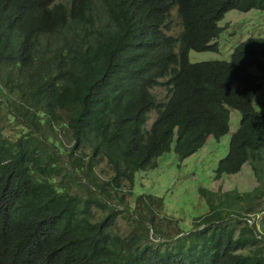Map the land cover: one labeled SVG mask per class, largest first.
Here are the masks:
<instances>
[{"label": "trees", "instance_id": "16d2710c", "mask_svg": "<svg viewBox=\"0 0 264 264\" xmlns=\"http://www.w3.org/2000/svg\"><path fill=\"white\" fill-rule=\"evenodd\" d=\"M67 4L0 0V264H264V108H253L250 70L264 67V37L240 42L230 62L189 59L218 50L229 10L264 11V0ZM175 6L177 37L166 33ZM157 86L168 87L162 99ZM233 108L242 118L216 173L248 164L260 185L199 187L208 225L170 234L157 218L164 197L136 195V174L225 136Z\"/></svg>", "mask_w": 264, "mask_h": 264}, {"label": "rangeland", "instance_id": "374dc122", "mask_svg": "<svg viewBox=\"0 0 264 264\" xmlns=\"http://www.w3.org/2000/svg\"><path fill=\"white\" fill-rule=\"evenodd\" d=\"M219 25L223 28V32L217 39L218 50L201 52L191 50L190 61L230 60L235 46L240 42L250 37L264 36V11L258 9L248 12L231 10L226 13ZM181 30L178 10L175 9L172 13L171 30L168 32L176 36ZM261 80L264 83V78ZM154 92L160 98L165 95L166 89L158 87ZM254 104L258 110H263L261 108H264V86L259 91ZM156 116L155 111L151 112L148 127L152 125ZM241 118L242 114L239 110L231 109L230 130L225 136L219 140L210 138L204 148L187 158L177 156L172 150L159 157L155 168L136 174L134 187L136 195L145 193L164 197L165 209L164 211L157 210V218L160 221V226L170 234L193 228L197 220V224L203 223L201 218L204 214H207L205 218H208L209 208L205 198L198 191L199 187L204 186L220 194L233 190L244 194L259 185L249 165H245L238 174L234 175L218 176L215 170L219 160L228 153L231 136L238 129ZM14 132L8 128L5 134ZM101 169H108L106 162L100 165L98 172ZM130 191H132L131 186L127 184L122 194H125L126 201L133 203L132 209H134L136 197ZM261 205L260 200H254L253 207L255 209H260ZM257 218L260 220L262 214H259ZM169 219H173V222H170ZM118 220L123 227L127 226L125 218L119 217ZM259 227L262 229L261 223H259ZM152 238L156 239L155 233Z\"/></svg>", "mask_w": 264, "mask_h": 264}, {"label": "clouds", "instance_id": "9594fccd", "mask_svg": "<svg viewBox=\"0 0 264 264\" xmlns=\"http://www.w3.org/2000/svg\"><path fill=\"white\" fill-rule=\"evenodd\" d=\"M59 1H62V2H65V1H68V4H67V7H68V9L69 10H71V9H73V8H75L79 3H82V1L83 0H59ZM175 9H177L178 10V17H179V19H180V23H181V25H182V21H181V18H180V16H179V9H178V6H175V7H173V8H171L170 9V11H171V17H170V19H168L167 20V22L166 23H169V29H167L166 30V33L168 34V35H172V36H174V37H177L178 35H173V34H170L168 31L169 30H171V22H172V13H173V11L175 10ZM254 9V8H253ZM231 10H239V11H242V12H248V11H250V10H252V9H250V10H241V9H238V8H233V9H231ZM231 10H229V11H231ZM228 11V12H229ZM226 15V14H225ZM225 17V16H224ZM223 20V19H222ZM221 26V25H220ZM182 28H183V25H182ZM182 31V30H181ZM259 37H264V36H259ZM253 38H257V37H250L249 39H247V40H244V41H242V42H246V41H249V40H251V39H253ZM218 39V38H217ZM217 39L214 41V42H217ZM255 45V44H254ZM247 51H249V52H253V48L252 47H250ZM231 60V59H230ZM230 60H227V61H229L230 62ZM261 60L262 61H264V57H261ZM218 61H220V60H218ZM192 62V61H191ZM197 62H199V61H197ZM192 63H194V62H192ZM251 71H252V73L254 74V75H256V77H257V81H256V84H257V93H256V96H255V98L253 97V99H252V102H253V104L255 103V100L257 99V97H258V95H259V91L260 90H262V88H263V86H264V83L262 82V80L261 79H263L264 78V76H263V73H264V67H262V68H259V67H257V66H253V67H251V69H250ZM160 79H162V78H160ZM163 80V79H162ZM263 85V86H262ZM158 87H164L165 89H166V93H165V95L164 96H162V97H160V99H162V98H164L165 96H166V94H167V92H168V87L167 86H157V87H155L154 89H153V93H155L154 92V90L156 89V88H158ZM156 94V93H155ZM159 98V97H158ZM243 98H244V95H243ZM253 104H252V106H253ZM253 108H256V106H255V104H254V106H253ZM233 109H236V108H233ZM257 109V108H256ZM236 110H239V109H236ZM154 111V110H153ZM152 111V112H153ZM240 111V110H239ZM156 112V111H155ZM241 112V111H240ZM151 114V113H150ZM156 114H157V112H156ZM242 114V113H241ZM230 115H231V113H230ZM157 117V116H156ZM239 125H240V123H239ZM237 131V130H236ZM235 131V132H236ZM234 132V133H235ZM233 133V134H234ZM232 134V135H233ZM199 152V151H198ZM195 154V153H194ZM246 165H248V164H246ZM250 166V165H249ZM250 169H251V167H250ZM251 172H252V169H251ZM238 174V173H237ZM253 174V173H252ZM234 175V174H233ZM254 175V174H253ZM255 177V176H254ZM256 179V178H255ZM259 182V181H258ZM259 185H260V182H259ZM204 187V186H203ZM257 187V186H256ZM204 197V196H203ZM205 198V197H204ZM260 214H262V213H260ZM205 215H207V214H204V216H203V218H201V220H203V223H201V224H197L196 222L198 221H196L195 222V225H194V227L193 228H191L192 230H195V227H197L198 225L201 227V229H203L205 226H207L208 225V221H210L211 220V218H210V213H208V218H205ZM259 215V214H258ZM257 215V216H258ZM263 215V214H262ZM257 216H256V218H257ZM205 219H207V221L205 220ZM255 218L254 217H252V218H250V219H248V221L252 224L255 220H254ZM259 223H261L262 224V229L259 227ZM257 228H258V230H260L261 232H264V223H263V220H262V218L260 219V220H258V218H257ZM123 229H124V227H123ZM190 230V229H189ZM189 230H184L185 232H187V231H189ZM259 239H262V238H260V236H259Z\"/></svg>", "mask_w": 264, "mask_h": 264}]
</instances>
